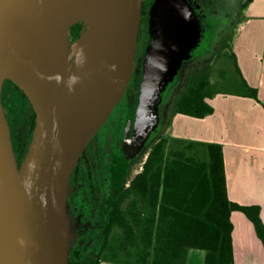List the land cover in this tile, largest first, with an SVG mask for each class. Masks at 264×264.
<instances>
[{
    "label": "water",
    "instance_id": "1",
    "mask_svg": "<svg viewBox=\"0 0 264 264\" xmlns=\"http://www.w3.org/2000/svg\"><path fill=\"white\" fill-rule=\"evenodd\" d=\"M143 1L0 0V92L3 81L12 80L35 112L28 150L17 165L0 97V264H69L67 185L131 78ZM90 7V21L79 20ZM155 20L130 150L152 128L150 104L186 54L185 12L167 2ZM76 23H82L79 37L84 34L78 66L66 52ZM61 53L60 69L45 72ZM125 157L124 148L114 194Z\"/></svg>",
    "mask_w": 264,
    "mask_h": 264
},
{
    "label": "trees",
    "instance_id": "2",
    "mask_svg": "<svg viewBox=\"0 0 264 264\" xmlns=\"http://www.w3.org/2000/svg\"><path fill=\"white\" fill-rule=\"evenodd\" d=\"M251 1L244 0L241 10ZM81 28V23L69 28L71 41L79 37ZM225 47H219L220 51ZM231 57L235 63L233 53ZM4 81L18 92L7 99L10 114L26 129L18 159L15 157L19 165L28 150L35 112L24 92L12 80ZM222 83H212L208 69L185 77L171 100L162 130L140 159L141 169L126 178L115 209L107 217L103 239L89 256L69 252V264H186L189 249L204 251L203 264H234L231 214L235 211L251 222L264 246L260 206L241 205L227 195L221 145L175 139L168 148L163 136L176 114L194 118L211 114L206 99L219 92ZM249 95L256 97L252 89ZM25 105L31 115H26ZM113 226L115 231H111Z\"/></svg>",
    "mask_w": 264,
    "mask_h": 264
},
{
    "label": "flooded vegetation",
    "instance_id": "3",
    "mask_svg": "<svg viewBox=\"0 0 264 264\" xmlns=\"http://www.w3.org/2000/svg\"><path fill=\"white\" fill-rule=\"evenodd\" d=\"M243 1L244 0H235V3L237 4L236 8L238 10L241 9ZM167 2H174L177 7H180L185 12L187 19V21H185L186 23L184 28L188 30V43L185 41L182 45L186 48V54L180 61L179 69L189 65L194 60L207 57L213 46L217 47L215 42L216 31L222 29L220 42L223 43L224 40L228 38L224 29H226L225 23H227L231 12H229L228 9L225 10L228 6V3L225 0L143 1L140 29L137 38L131 78L122 98L114 107L115 110L113 108L106 121L85 146L83 153L79 157V160L70 175L67 185L66 211L69 231L71 238L73 235V240H75V246H77V249L80 247L94 249L99 240L103 239L105 232L107 231V217L115 209L118 195L123 188L126 178L131 177V173L134 168L132 164L134 163L139 165L141 163L140 159L145 155V153L143 155L141 152L154 138V136L158 134L157 130L159 129V126H156L155 128L152 126L150 120L153 112V105L157 99L153 100L150 104L149 122L152 128L143 134L144 138L141 145L139 144L133 150L129 149L133 138V131L139 112L138 110L136 113L137 115L134 118L131 131L129 130L128 135L124 134L122 130L124 129L123 126L125 125L131 106H134L135 103L136 107L140 105L143 69L150 44L153 40L154 28L156 25L155 17L160 13L161 5H164ZM219 8H221L222 11H220ZM236 12L233 16L237 19L238 15ZM216 19L220 20L223 24L220 25L222 27H215V22L211 23L212 20L217 21ZM179 74L177 73L174 75L168 83H171L173 80L178 78ZM4 82L5 81L2 83L0 92L1 103L10 130L12 150L15 157L18 159L17 150H19L20 146L23 144L26 129L20 124V120L18 118H12L7 105L8 97L12 93L18 92L15 90L13 84L9 82H5L4 84ZM164 86L165 85L162 86L161 91ZM172 99H170V103ZM164 102H168L166 101V98ZM25 107L26 115H31L32 112L30 107L28 105H25ZM162 116L163 120H165L164 114ZM158 117H161L160 113ZM116 132L119 134L120 141L116 148V156L114 154V157H110V152L103 149L100 140L101 138L102 140L106 138L110 140ZM124 148L126 149V157L122 181L118 192L114 194L116 186V164L119 157L122 155ZM134 157L137 158L133 161L132 158ZM115 230L116 227L113 226L111 231ZM73 250L70 248L69 252L72 253Z\"/></svg>",
    "mask_w": 264,
    "mask_h": 264
},
{
    "label": "crops",
    "instance_id": "4",
    "mask_svg": "<svg viewBox=\"0 0 264 264\" xmlns=\"http://www.w3.org/2000/svg\"><path fill=\"white\" fill-rule=\"evenodd\" d=\"M231 53L238 90L219 91L206 99L212 113L203 118L176 114L166 133L175 139L220 144L229 199L259 205L264 224V0H252L242 10ZM231 222L234 264H264V246L251 222L236 211ZM203 262V250L189 249L186 264Z\"/></svg>",
    "mask_w": 264,
    "mask_h": 264
},
{
    "label": "rangeland",
    "instance_id": "5",
    "mask_svg": "<svg viewBox=\"0 0 264 264\" xmlns=\"http://www.w3.org/2000/svg\"><path fill=\"white\" fill-rule=\"evenodd\" d=\"M228 3V6L225 8V10L228 9L229 12H231L230 17L227 21L226 24V29H224V31L226 32V36L228 38H226L224 40V42H220L221 41V30L216 31V37H215V42H216V46H213L212 50L209 52V55L205 58H201L198 60H194L192 63H190L187 66L182 67L181 69H179V71L177 72L179 74V77L176 78L175 80H173L171 83H167L164 87L163 90L161 91V95L160 98L157 99V101H155L154 105H153V112H152V116H151V124L152 126H154L156 128V126H159L157 132L159 133L162 130V127L164 126L166 120H167V116H168V112H169V108H170V99L173 98V96L175 95L176 92H178L183 85L184 79L187 75H189L190 73H194L203 69H208L209 70V74H210V81L211 82H222V86H219V91H230V92H236L239 88L238 86V76L235 72V66L233 63V59L231 57V50H232V42H233V38H234V34H235V30L237 28V24L240 21V19L242 18V10L241 9H237V4L235 3V0H225ZM220 11L221 8H219ZM237 10V12H236ZM235 12L238 15V18L236 19L235 16H233L235 14ZM217 21H211V23H214L215 27H222L220 25H223L219 19H216ZM82 24V23H81ZM224 27V28H225ZM67 39L69 41H71V36L67 35ZM220 43V45H219ZM225 45V49L220 51L219 47L222 46V44ZM174 79V78H173ZM173 88V89H172ZM177 88V89H176ZM176 89V90H175ZM173 90V91H172ZM175 90V91H174ZM172 93H171V92ZM170 92V93H169ZM162 96V97H161ZM166 98V101L168 102H164ZM166 104V105H164ZM119 108V107H118ZM115 110V108H114ZM137 110L139 111V105L136 107V103L134 104V106L132 105L130 108V111L128 112L127 115V120L125 122V125L123 126L124 129L122 130V132H124V134L128 135L129 130L131 131L133 122H134V118L137 115ZM161 115V117L159 118L158 115ZM165 116V120H163V115ZM163 136L167 139V147L171 148L172 146H174V140L175 138H173L172 136H170L168 133H166V130L163 133ZM120 141L119 138V134H117V132L111 137V139L109 140L108 138L102 140H100V143H102V147L104 150H108L110 152V157H114V154L116 156V148L118 146V143ZM148 146V145H147ZM147 146L144 148V150L141 152L143 155L147 150ZM141 154V155H142ZM25 156V154H24ZM137 157L132 158L133 161L136 159ZM145 158V155L143 157V159ZM24 160V157L22 158V161ZM132 162V161H131ZM141 164L136 165V164H132L134 166L133 171L131 173V177L134 176L140 169H141ZM91 212V210H90ZM87 246V244H86ZM70 248L73 250V253L79 255L80 251L81 255H83V257L89 256L92 252H93V248H87L85 251H83V247H80L77 249V246H75V240H73V235L71 238L70 235Z\"/></svg>",
    "mask_w": 264,
    "mask_h": 264
},
{
    "label": "bare ground",
    "instance_id": "6",
    "mask_svg": "<svg viewBox=\"0 0 264 264\" xmlns=\"http://www.w3.org/2000/svg\"><path fill=\"white\" fill-rule=\"evenodd\" d=\"M94 13L93 8H89L86 11H84L79 17V20L83 21H90V18L92 14ZM83 42H84V34L81 35L77 40L72 41L70 44L67 45V50L66 52L70 57L75 58V60L78 61L77 66L81 63L82 61V52H83ZM64 50V48H62ZM63 52V51H62ZM63 56V53L57 58V60L54 63H50L44 67L45 72L47 73H54L57 72L60 69V62H61V57Z\"/></svg>",
    "mask_w": 264,
    "mask_h": 264
}]
</instances>
